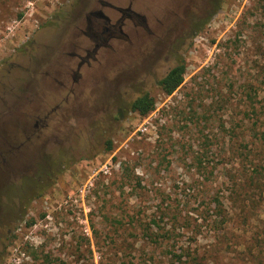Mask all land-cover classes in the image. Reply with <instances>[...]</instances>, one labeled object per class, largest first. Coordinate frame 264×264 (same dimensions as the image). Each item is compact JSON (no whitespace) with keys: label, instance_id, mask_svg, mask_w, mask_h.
<instances>
[{"label":"rangeland","instance_id":"374dc122","mask_svg":"<svg viewBox=\"0 0 264 264\" xmlns=\"http://www.w3.org/2000/svg\"><path fill=\"white\" fill-rule=\"evenodd\" d=\"M80 5L0 0V142L61 108L18 137L29 177L7 191L33 178L34 196L0 264H264V0H223L169 95L126 57L84 69L72 94L49 83ZM144 93L141 133L129 106Z\"/></svg>","mask_w":264,"mask_h":264},{"label":"flooded vegetation","instance_id":"af4514ba","mask_svg":"<svg viewBox=\"0 0 264 264\" xmlns=\"http://www.w3.org/2000/svg\"><path fill=\"white\" fill-rule=\"evenodd\" d=\"M80 3L70 51L55 58L50 70L44 72L49 83H58L59 92L68 94L74 93L84 69L108 56L117 61L126 57V63L138 62L148 78L146 84L160 88L159 81L173 67L185 65L191 41L217 14L223 0H80ZM169 63L172 66L160 75L159 70ZM60 110L57 103L53 109L37 115L33 129L17 130L14 135H7V141L0 142V251L4 233H10L34 196L33 178L17 192L7 191L12 178L29 177L27 167L16 165L29 148L18 137L28 134L24 135L29 141L31 136H40L50 116Z\"/></svg>","mask_w":264,"mask_h":264},{"label":"trees","instance_id":"16d2710c","mask_svg":"<svg viewBox=\"0 0 264 264\" xmlns=\"http://www.w3.org/2000/svg\"><path fill=\"white\" fill-rule=\"evenodd\" d=\"M185 75V65L179 64L173 67L160 81V90L165 94H171L183 81ZM155 99L148 93L141 94L135 98L129 106V109L146 117L155 109ZM109 149L111 147L109 146Z\"/></svg>","mask_w":264,"mask_h":264},{"label":"built area","instance_id":"2783aa9c","mask_svg":"<svg viewBox=\"0 0 264 264\" xmlns=\"http://www.w3.org/2000/svg\"><path fill=\"white\" fill-rule=\"evenodd\" d=\"M149 118H150L149 115H147L146 117H144V122L139 127V130L141 131V133H145L147 131V129H148V124H151L150 122H148V119ZM159 119H161V118H159ZM105 167H107V166L105 165ZM104 172L105 173L108 172V169L106 168V170H104Z\"/></svg>","mask_w":264,"mask_h":264}]
</instances>
